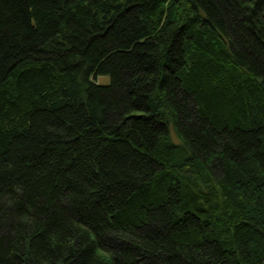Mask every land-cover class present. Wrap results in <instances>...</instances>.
<instances>
[{
  "label": "trees",
  "instance_id": "16d2710c",
  "mask_svg": "<svg viewBox=\"0 0 264 264\" xmlns=\"http://www.w3.org/2000/svg\"><path fill=\"white\" fill-rule=\"evenodd\" d=\"M0 264H264V0H0Z\"/></svg>",
  "mask_w": 264,
  "mask_h": 264
},
{
  "label": "rangeland",
  "instance_id": "374dc122",
  "mask_svg": "<svg viewBox=\"0 0 264 264\" xmlns=\"http://www.w3.org/2000/svg\"><path fill=\"white\" fill-rule=\"evenodd\" d=\"M96 80H97V81H101V82H102V81H103V82H104V81L106 82V81H108V76H107V75H104V76L99 75V76H96ZM171 133H172V136L175 137V136H174V133H173V132H171Z\"/></svg>",
  "mask_w": 264,
  "mask_h": 264
}]
</instances>
